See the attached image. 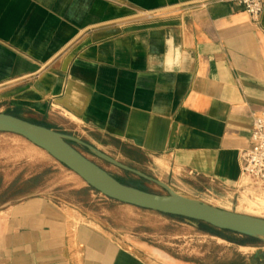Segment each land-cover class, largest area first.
<instances>
[{"label":"crops","instance_id":"1","mask_svg":"<svg viewBox=\"0 0 264 264\" xmlns=\"http://www.w3.org/2000/svg\"><path fill=\"white\" fill-rule=\"evenodd\" d=\"M0 113L229 205L253 199L238 180L264 113V6L253 22L234 0H0ZM17 196L0 205V264H147L84 215Z\"/></svg>","mask_w":264,"mask_h":264},{"label":"rangeland","instance_id":"2","mask_svg":"<svg viewBox=\"0 0 264 264\" xmlns=\"http://www.w3.org/2000/svg\"><path fill=\"white\" fill-rule=\"evenodd\" d=\"M73 146L124 185L160 196L177 195L221 210L264 219V195L259 192L253 195V199L238 203L234 201L229 205L221 202L220 196L196 193L195 186L185 180L176 182L171 178V173L156 172L152 165H146L140 173L164 185L168 180L172 186L166 188L154 184L77 144ZM111 158L132 169L125 161ZM21 189L29 190L30 196L49 199L72 216L80 213L88 221L99 223L118 246L139 255L147 264H264L262 237L225 234L233 243L201 231V225L197 222L168 217L107 199L90 190L79 176L42 149L20 136L0 133V205L5 201L14 203ZM249 238L254 241H247L243 246L252 249H241L242 253H239L238 242Z\"/></svg>","mask_w":264,"mask_h":264},{"label":"water","instance_id":"3","mask_svg":"<svg viewBox=\"0 0 264 264\" xmlns=\"http://www.w3.org/2000/svg\"><path fill=\"white\" fill-rule=\"evenodd\" d=\"M0 133L20 136L42 149L107 199L161 215L203 223L235 235L264 238V219L221 210L177 195L160 196L124 185L78 152L67 138L46 127L0 113ZM110 162L140 178L166 187L133 169Z\"/></svg>","mask_w":264,"mask_h":264},{"label":"built area","instance_id":"4","mask_svg":"<svg viewBox=\"0 0 264 264\" xmlns=\"http://www.w3.org/2000/svg\"><path fill=\"white\" fill-rule=\"evenodd\" d=\"M234 2L253 22L259 21L263 12V0H234ZM240 160L239 188H250L253 190V195L258 192L264 193V113L253 117L250 147L241 152Z\"/></svg>","mask_w":264,"mask_h":264},{"label":"trees","instance_id":"5","mask_svg":"<svg viewBox=\"0 0 264 264\" xmlns=\"http://www.w3.org/2000/svg\"><path fill=\"white\" fill-rule=\"evenodd\" d=\"M90 190H92L91 188H89ZM93 191V190H92ZM168 217H171V216H168ZM183 219V218H182ZM194 222V221H193ZM199 223V222H197ZM201 225L200 227V230L211 235V236H217L219 238H223V239H226L230 242H233V240H231L230 238H227L226 236H224L225 234H232L230 232H226V231H219V230H216L206 224H203V223H199ZM232 235H235V234H232ZM247 241H250V242H253V238H249L248 240H245V241H241V242H238V245H245ZM235 243V242H233Z\"/></svg>","mask_w":264,"mask_h":264}]
</instances>
